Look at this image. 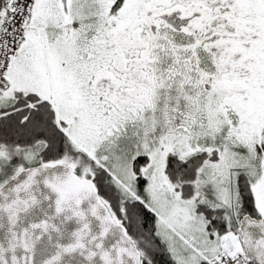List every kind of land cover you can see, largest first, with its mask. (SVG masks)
<instances>
[{"label": "snow or ice", "instance_id": "obj_1", "mask_svg": "<svg viewBox=\"0 0 264 264\" xmlns=\"http://www.w3.org/2000/svg\"><path fill=\"white\" fill-rule=\"evenodd\" d=\"M0 264H264V0H0Z\"/></svg>", "mask_w": 264, "mask_h": 264}]
</instances>
